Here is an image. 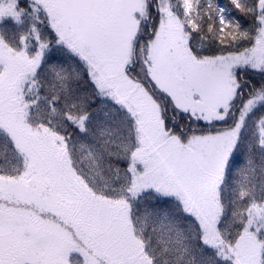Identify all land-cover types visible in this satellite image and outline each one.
Wrapping results in <instances>:
<instances>
[{
	"label": "snow or ice",
	"instance_id": "snow-or-ice-1",
	"mask_svg": "<svg viewBox=\"0 0 264 264\" xmlns=\"http://www.w3.org/2000/svg\"><path fill=\"white\" fill-rule=\"evenodd\" d=\"M0 264H264V0H0Z\"/></svg>",
	"mask_w": 264,
	"mask_h": 264
}]
</instances>
